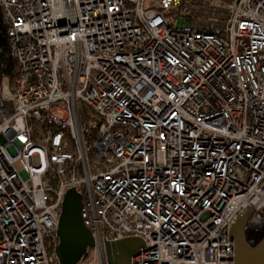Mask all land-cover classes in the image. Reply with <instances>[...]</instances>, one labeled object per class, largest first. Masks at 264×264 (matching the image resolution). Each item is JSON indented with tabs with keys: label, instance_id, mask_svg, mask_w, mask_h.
Masks as SVG:
<instances>
[{
	"label": "built area",
	"instance_id": "built-area-1",
	"mask_svg": "<svg viewBox=\"0 0 264 264\" xmlns=\"http://www.w3.org/2000/svg\"><path fill=\"white\" fill-rule=\"evenodd\" d=\"M154 1L0 0V264H58L70 189L79 264L128 237L130 264H235L246 207L264 235V0Z\"/></svg>",
	"mask_w": 264,
	"mask_h": 264
},
{
	"label": "water",
	"instance_id": "water-1",
	"mask_svg": "<svg viewBox=\"0 0 264 264\" xmlns=\"http://www.w3.org/2000/svg\"><path fill=\"white\" fill-rule=\"evenodd\" d=\"M82 196L75 189L66 192L59 218L57 235L59 244L55 250L58 264H79L87 259L94 238L81 217ZM252 210L246 207L231 224L229 238L235 241V264H264V235L254 246L244 237V227ZM105 241V240H104ZM110 264H130L132 256L145 248L139 237L105 241Z\"/></svg>",
	"mask_w": 264,
	"mask_h": 264
},
{
	"label": "trees",
	"instance_id": "trees-1",
	"mask_svg": "<svg viewBox=\"0 0 264 264\" xmlns=\"http://www.w3.org/2000/svg\"><path fill=\"white\" fill-rule=\"evenodd\" d=\"M7 35L8 29L0 8V78L6 76L11 80L14 76L15 62L10 54Z\"/></svg>",
	"mask_w": 264,
	"mask_h": 264
},
{
	"label": "rangeland",
	"instance_id": "rangeland-1",
	"mask_svg": "<svg viewBox=\"0 0 264 264\" xmlns=\"http://www.w3.org/2000/svg\"><path fill=\"white\" fill-rule=\"evenodd\" d=\"M155 4V1L154 0H144V5L145 7H152L153 5ZM57 116H62V113L57 111L56 113Z\"/></svg>",
	"mask_w": 264,
	"mask_h": 264
}]
</instances>
